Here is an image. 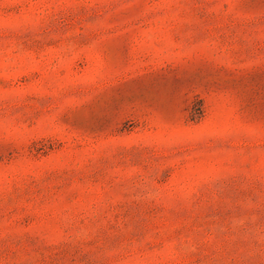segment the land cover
Wrapping results in <instances>:
<instances>
[{"label":"rangeland","instance_id":"1","mask_svg":"<svg viewBox=\"0 0 264 264\" xmlns=\"http://www.w3.org/2000/svg\"><path fill=\"white\" fill-rule=\"evenodd\" d=\"M0 264H264V0H0Z\"/></svg>","mask_w":264,"mask_h":264}]
</instances>
